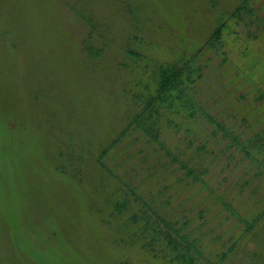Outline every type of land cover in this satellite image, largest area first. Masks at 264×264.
<instances>
[{
  "label": "rangeland",
  "instance_id": "1",
  "mask_svg": "<svg viewBox=\"0 0 264 264\" xmlns=\"http://www.w3.org/2000/svg\"><path fill=\"white\" fill-rule=\"evenodd\" d=\"M189 58L163 147L126 129ZM0 264H264V0H0Z\"/></svg>",
  "mask_w": 264,
  "mask_h": 264
},
{
  "label": "trees",
  "instance_id": "2",
  "mask_svg": "<svg viewBox=\"0 0 264 264\" xmlns=\"http://www.w3.org/2000/svg\"><path fill=\"white\" fill-rule=\"evenodd\" d=\"M239 10L241 9L237 7L235 13ZM233 15L234 13L230 16ZM219 34L220 29H216L209 38V41H207V44H212L211 40L217 39ZM177 62L178 63L167 65L164 68L160 67V70H158L156 74L154 93L146 97L141 109L139 112L135 113L136 115L133 116L132 120L128 123V127H126V129L141 130L151 141L161 145V148L163 145L160 141V128L158 126L160 117L164 116V112L177 113L180 110L186 111L190 109L192 102L188 98V93L196 81V78L201 75V67L195 66L192 59H182ZM169 121L170 120H168V122ZM125 132L126 130H123L118 137L112 140V143L105 147L101 154H106L108 148L112 147L119 139H121L125 135ZM182 167L187 169L188 173L192 174V170L188 165L182 164ZM259 174L261 175L262 173L260 172ZM121 205L122 207L125 206L122 203ZM116 207L117 208H114L115 210L120 209V206ZM140 219L145 220V222H147L145 223V226H147L148 220L143 216H140ZM162 220L166 223L167 228H176L175 233L178 234L177 236H180V238H177V243L175 239L170 235H167V233L164 235V238L166 237L165 241L168 245L176 250V258H180L181 260L185 258L191 262L193 258L188 252L199 251L196 242H194L195 240L188 238L186 233H181L179 230L180 227H178L176 223H173L169 219L168 221H165V219ZM186 224V221L182 223V225ZM142 236H144L143 233ZM182 250H185V252H181Z\"/></svg>",
  "mask_w": 264,
  "mask_h": 264
}]
</instances>
